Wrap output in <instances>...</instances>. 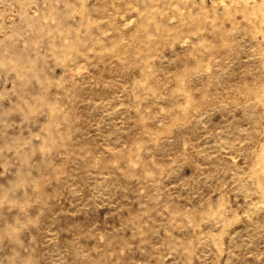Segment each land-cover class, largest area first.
Returning a JSON list of instances; mask_svg holds the SVG:
<instances>
[{
	"label": "rangeland",
	"instance_id": "374dc122",
	"mask_svg": "<svg viewBox=\"0 0 264 264\" xmlns=\"http://www.w3.org/2000/svg\"><path fill=\"white\" fill-rule=\"evenodd\" d=\"M0 264H264V0H0Z\"/></svg>",
	"mask_w": 264,
	"mask_h": 264
}]
</instances>
